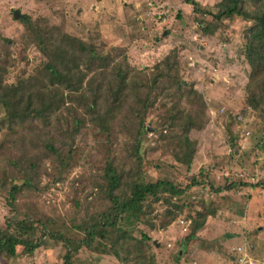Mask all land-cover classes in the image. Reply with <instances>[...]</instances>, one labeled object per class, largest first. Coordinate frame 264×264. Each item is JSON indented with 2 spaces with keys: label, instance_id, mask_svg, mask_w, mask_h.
I'll return each mask as SVG.
<instances>
[{
  "label": "rangeland",
  "instance_id": "obj_1",
  "mask_svg": "<svg viewBox=\"0 0 264 264\" xmlns=\"http://www.w3.org/2000/svg\"><path fill=\"white\" fill-rule=\"evenodd\" d=\"M197 1L202 8L214 10L218 0H203L202 5ZM136 2L139 7L134 6ZM14 9L19 12L18 18L12 16ZM23 14L44 18L66 35L100 48L102 53L109 51L122 70H131L136 83L144 82L143 77L150 82L154 65L171 52L175 69L169 77L178 76L192 83L200 99H177L171 94L173 87L166 88L169 80L162 79L157 83L163 87L162 92L154 87L149 94L151 106L143 112L139 109L137 115L138 108L128 100L112 112L107 129L83 113L76 105V96L73 98L66 90L57 99L62 105L56 116L50 115L45 123L35 119L30 127L12 125L8 129L12 120L8 121L6 111L0 107V225L4 226L7 218L26 214L35 220L47 219L53 229L67 228L68 236L79 238L80 231L74 225L88 213L108 205L95 187L105 162L122 166V170L135 166L129 154L138 140L139 175L144 181L160 177L179 188L191 176L196 180L205 176L208 182L194 185L180 196L167 197L171 204L185 202L189 208L177 209L165 227H157L170 206L164 200L152 204L149 217L153 229L144 223L136 225L132 235L137 240L144 234L143 250L153 253L154 264H241L243 256L264 264V189L247 185L215 194L209 185L216 188L230 182L253 184L263 172L264 151L260 146L264 118L259 119L244 106L247 66L240 54V31L245 24L238 18L223 19L216 29L202 33L197 21L206 17L194 13L191 5L182 0H0V50L6 38L11 52L4 60L7 82L33 73L42 61L33 44L21 41L23 26L19 18ZM121 54L126 58L124 62ZM101 70L86 76L85 90L99 81L104 84ZM177 101L191 114L195 103L203 107L188 134L194 146L189 165L175 161L171 132L162 124L166 106ZM69 118L75 120V128ZM31 160L33 170L29 171ZM238 172L243 176L238 177ZM13 184L17 190L10 200L8 190ZM210 200L216 212L207 216L197 231L200 243L190 242L180 249L179 242L186 231L181 230L177 218L191 219L193 209ZM37 223L31 237L40 236V245L30 253L17 246V256L4 258L6 263L63 264V244L46 235ZM225 232L231 235L226 238ZM131 242L114 247L117 257L108 253L96 264H139L131 253L138 249L131 247ZM235 246L242 252L230 250ZM177 250L183 251L173 261ZM75 258L86 259L83 251Z\"/></svg>",
  "mask_w": 264,
  "mask_h": 264
},
{
  "label": "trees",
  "instance_id": "obj_2",
  "mask_svg": "<svg viewBox=\"0 0 264 264\" xmlns=\"http://www.w3.org/2000/svg\"><path fill=\"white\" fill-rule=\"evenodd\" d=\"M182 1L191 5L194 13L206 17L197 21L202 33L216 29L223 19L238 18L245 24L242 25L243 28L240 31L243 36L240 54L247 66L244 106L256 113L259 119H263L264 0H218L213 5L214 10L202 8L195 0ZM19 22L23 26L21 41L25 45L33 44L40 53L42 61L33 73L18 78L15 82H7L8 68L4 60L11 55L7 48L10 42L6 38H1L4 45L0 50V107L6 111L8 121L12 120L8 124V129H11L12 125L20 128L30 127L35 119L45 123L50 115L56 116L62 105L57 99L60 92L65 90L73 98L76 96V105L82 108L83 113L95 120L100 128L104 129H107V124L113 117L112 112L115 109L117 111L128 100L138 108L137 115L139 109L143 112L146 107L151 106L153 99H150L149 94L154 87L158 88L159 93L162 92L163 87L157 84L162 79L169 80L166 88L173 87L171 94L177 99L193 100L196 97L200 99L192 83L184 82L178 76L169 77L175 69L174 59L170 56L171 52L154 65L155 74L152 80L149 82L146 77H143L144 82L140 84L135 82L134 77L136 76L131 74V70L121 69L119 61H115L109 51L102 53L100 48L85 43L75 36L66 35L60 27L49 24L44 18H32L23 14ZM124 60L126 58L123 55L122 62ZM96 69H102L101 71L105 74L101 78L104 84L99 81L98 85L85 90L83 84L86 76ZM163 92L169 93L168 91ZM179 102L166 106V117L162 124L171 132L169 138L173 143L175 161L189 165L194 146L188 134L194 127L195 119L202 114L203 107L195 103L196 109L191 114ZM101 105H103L102 109ZM73 121L75 120L70 119L69 122L71 127L75 128ZM139 127L146 129L145 125L140 124ZM47 147L52 150L50 145ZM137 147L138 140L133 145L132 153L129 154V157H133L132 162L135 166L122 170V166L105 162L101 180L95 182V187L101 191L108 205L102 210L88 213L83 221L74 225L80 231L79 238L68 236L67 228L64 231L53 229L47 219L35 220L26 214L7 218L5 225H0V257L2 258L0 264H8L4 258L17 256V246H21L23 252L30 253L33 248L40 245L42 242L40 236L34 239L31 237L36 221H38L39 229L46 235L63 244L65 250L61 256L63 264H96L100 257L108 253H113L117 257V250H114V247L118 245L125 247L130 241H132L131 247L138 249L131 250L134 260H138L139 264H154L153 253L150 250H143V241H146L144 234H140L137 240L132 235L136 225L144 223L153 229L154 224L149 217L152 204L164 200L170 206H166L157 227H165L175 216L177 209L189 208L185 202L179 205L171 204L167 197L180 196L190 187L208 182L204 175L202 180H196L191 176L190 181L182 188L160 177H156L153 181H144L139 175L140 158ZM260 147L264 151V139ZM33 162L31 160L27 167L29 171L33 170ZM209 185L215 194L247 185L264 189V163L262 176L253 184L230 182L223 187L216 188L212 184ZM16 190L15 184L8 190L10 200L14 199ZM214 204L213 200L205 201L202 206L193 209V216L186 229V235L179 242L180 249H184L190 242L200 243L196 233L202 228L207 216L215 214ZM79 251L84 252L86 259L75 258ZM181 251L183 250H177L173 254V261H177Z\"/></svg>",
  "mask_w": 264,
  "mask_h": 264
},
{
  "label": "built area",
  "instance_id": "obj_3",
  "mask_svg": "<svg viewBox=\"0 0 264 264\" xmlns=\"http://www.w3.org/2000/svg\"><path fill=\"white\" fill-rule=\"evenodd\" d=\"M237 176L238 177H242L243 174L241 172H238ZM250 181H252V180H250ZM176 221L181 226V230L182 231H186V228H187V226L190 223V219L189 218H184V217H179V218H177ZM230 250L235 252V253H241L242 252V249L239 246L231 247ZM239 260H240L241 264L242 263H244V264H260L256 260H252L250 258H246L245 256H243V258H240Z\"/></svg>",
  "mask_w": 264,
  "mask_h": 264
},
{
  "label": "crops",
  "instance_id": "obj_4",
  "mask_svg": "<svg viewBox=\"0 0 264 264\" xmlns=\"http://www.w3.org/2000/svg\"><path fill=\"white\" fill-rule=\"evenodd\" d=\"M197 1V0H196ZM148 2H150V1H148ZM198 2V1H197ZM184 3V2H183ZM199 3L202 5V4H204L203 3V0H199ZM187 4V3H186ZM189 5V4H188ZM134 6L135 7H139V3L138 2H136L135 4H134ZM180 6V5H179ZM181 7V6H180ZM139 17H141V16H139ZM225 233H228L229 235H228V237L231 235L229 232H225ZM224 233V234H225ZM237 236V235H236ZM227 238V237H226ZM179 256H180V253H179V255H178V257H177V259L179 258Z\"/></svg>",
  "mask_w": 264,
  "mask_h": 264
},
{
  "label": "water",
  "instance_id": "obj_5",
  "mask_svg": "<svg viewBox=\"0 0 264 264\" xmlns=\"http://www.w3.org/2000/svg\"><path fill=\"white\" fill-rule=\"evenodd\" d=\"M18 13H19L18 10L17 9H14L13 12H12L13 18H18V16H19ZM224 235H225V237H228L229 234L228 233H225Z\"/></svg>",
  "mask_w": 264,
  "mask_h": 264
}]
</instances>
